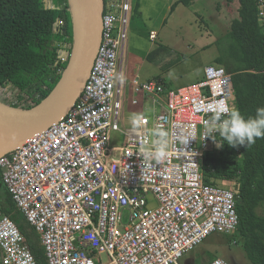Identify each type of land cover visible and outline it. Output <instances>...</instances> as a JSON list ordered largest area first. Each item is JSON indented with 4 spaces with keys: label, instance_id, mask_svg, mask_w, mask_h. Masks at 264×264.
Here are the masks:
<instances>
[{
    "label": "built area",
    "instance_id": "2783aa9c",
    "mask_svg": "<svg viewBox=\"0 0 264 264\" xmlns=\"http://www.w3.org/2000/svg\"><path fill=\"white\" fill-rule=\"evenodd\" d=\"M257 1L264 27V0ZM131 10V0H104L100 44L79 97L61 119L0 156L2 181L39 234L48 264H178L209 234L237 227L235 193L203 179L212 139L199 135L213 109L233 106L232 73L208 64L201 79L174 89L135 76L132 91L151 98V120L143 114L141 129L121 128L119 54ZM157 127L171 133V142L145 178L137 153ZM186 128L195 139L184 145ZM111 131L124 135L122 146H110ZM0 250L2 264H37L5 214ZM207 264L229 263L216 257Z\"/></svg>",
    "mask_w": 264,
    "mask_h": 264
},
{
    "label": "trees",
    "instance_id": "16d2710c",
    "mask_svg": "<svg viewBox=\"0 0 264 264\" xmlns=\"http://www.w3.org/2000/svg\"><path fill=\"white\" fill-rule=\"evenodd\" d=\"M194 1L176 0L171 9ZM224 1L227 7L236 4L237 17L217 40L214 60L232 73V104L248 117L264 106V27L257 0ZM72 45L68 0H0V87L12 90L7 104L23 108L39 104L61 78ZM215 139L223 142L219 135ZM211 144L202 160L203 179L212 185L218 180L226 183L241 200L235 205L238 223L234 234L249 262L264 264V138L249 147L233 148L225 143L217 148L213 140ZM0 213L17 225L36 263L48 264L40 236L16 207L1 169Z\"/></svg>",
    "mask_w": 264,
    "mask_h": 264
},
{
    "label": "rangeland",
    "instance_id": "374dc122",
    "mask_svg": "<svg viewBox=\"0 0 264 264\" xmlns=\"http://www.w3.org/2000/svg\"><path fill=\"white\" fill-rule=\"evenodd\" d=\"M175 1L131 0L127 40L123 53L119 54L124 76L120 100L121 128L131 126V115L141 112L144 104L145 115L151 120L150 99L142 92L132 91L131 80L136 75L141 80L160 75L170 88L201 79L206 65L217 64L214 60L218 55L216 42L229 29L231 19L237 17L236 4L234 8H228L224 0H195L189 5L176 4L171 9ZM170 71L173 73L171 77ZM9 88L0 87V101L9 102L12 93ZM133 99L137 105L132 103ZM156 112L160 113L161 109L157 108ZM110 142L111 146H120L123 136L119 131H111ZM218 182L216 185L228 187L226 183ZM216 257L229 264H251L234 231L209 234L201 244L185 252L178 264H207Z\"/></svg>",
    "mask_w": 264,
    "mask_h": 264
},
{
    "label": "water",
    "instance_id": "95a60500",
    "mask_svg": "<svg viewBox=\"0 0 264 264\" xmlns=\"http://www.w3.org/2000/svg\"><path fill=\"white\" fill-rule=\"evenodd\" d=\"M68 5L73 27L68 65L39 104L23 108L0 101V156L61 119L81 93L101 40L104 0H68Z\"/></svg>",
    "mask_w": 264,
    "mask_h": 264
},
{
    "label": "clouds",
    "instance_id": "9594fccd",
    "mask_svg": "<svg viewBox=\"0 0 264 264\" xmlns=\"http://www.w3.org/2000/svg\"><path fill=\"white\" fill-rule=\"evenodd\" d=\"M113 73H106V78H112ZM117 78L119 74H116ZM169 76H173L170 71ZM145 117L143 114L135 113L130 117V125L133 130L143 127ZM219 134L223 142H217L215 135ZM199 135L204 141L211 138L217 148L225 143L233 148L238 146L249 147L257 139L264 138V106L255 109V115L245 117L235 106L229 107L221 104L212 111L210 118L205 120L203 130ZM150 143L144 142L138 149L137 155L141 159V175L147 178V173L158 164L167 154L171 142V133L155 128L152 131ZM190 139H195V134L191 128H186L183 134V144L186 145Z\"/></svg>",
    "mask_w": 264,
    "mask_h": 264
},
{
    "label": "crops",
    "instance_id": "0c3cea01",
    "mask_svg": "<svg viewBox=\"0 0 264 264\" xmlns=\"http://www.w3.org/2000/svg\"><path fill=\"white\" fill-rule=\"evenodd\" d=\"M152 33L153 34H155V32L154 31H152ZM151 33V34H152ZM135 75V74H134ZM136 76H138V75H136ZM139 77V76H138ZM140 78V77H139ZM148 79H155V80H160V81H162L163 83H164V85H165V87L166 88H168V89H174V88H170V86H168V83H167V80L165 79V78H163L162 76H160V75H154L153 77H150V78H148ZM197 81V80H196ZM195 81V82H196ZM194 83V82H193ZM183 86V85H182ZM178 87H180V86H178ZM177 88V87H176ZM145 97H148L149 99H150V102H151V98L149 97V96H147V95H145ZM137 104H138V102H137ZM137 104H134V105H137ZM164 104H162V106H163ZM161 109V111L164 109V108H160ZM144 110H145V104L141 107V112H139V113H141V114H144L145 115V112H144ZM121 120H122V118H121ZM128 127H130V126H128ZM127 128V127H126ZM121 135L123 136V143H124V141H125V137H124V135L121 133ZM123 145V144H122ZM122 145H120V146H122ZM110 146H111V142H110ZM114 147H119L118 145L117 146H114ZM152 200L153 199H151V202H152ZM151 204H153V203H151Z\"/></svg>",
    "mask_w": 264,
    "mask_h": 264
}]
</instances>
